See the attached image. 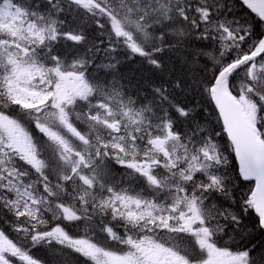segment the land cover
Wrapping results in <instances>:
<instances>
[{
	"label": "snow or ice",
	"instance_id": "6c2138e0",
	"mask_svg": "<svg viewBox=\"0 0 264 264\" xmlns=\"http://www.w3.org/2000/svg\"><path fill=\"white\" fill-rule=\"evenodd\" d=\"M260 237L264 0H0V264H264Z\"/></svg>",
	"mask_w": 264,
	"mask_h": 264
},
{
	"label": "trees",
	"instance_id": "16d2710c",
	"mask_svg": "<svg viewBox=\"0 0 264 264\" xmlns=\"http://www.w3.org/2000/svg\"><path fill=\"white\" fill-rule=\"evenodd\" d=\"M138 67H139L138 64H131V65H128V66L125 68V71H126V72H129V71L134 72L136 69H138ZM197 99L199 100V98H197ZM245 190H246V189H245ZM262 241H264V237H260V238L258 239L257 242H262ZM41 251H43V252H44L43 254H45V250H41Z\"/></svg>",
	"mask_w": 264,
	"mask_h": 264
}]
</instances>
